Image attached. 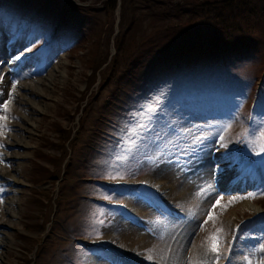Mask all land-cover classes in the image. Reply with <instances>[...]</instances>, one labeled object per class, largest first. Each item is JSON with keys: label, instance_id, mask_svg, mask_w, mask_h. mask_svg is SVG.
Masks as SVG:
<instances>
[{"label": "rangeland", "instance_id": "rangeland-1", "mask_svg": "<svg viewBox=\"0 0 264 264\" xmlns=\"http://www.w3.org/2000/svg\"><path fill=\"white\" fill-rule=\"evenodd\" d=\"M61 1L81 7L79 26L50 29L54 13L42 0L17 12L0 4V145L23 112L36 123L29 134L18 131L29 143L19 149L25 157L6 158L0 148L1 166L14 171L21 163L24 178L6 263L89 264L98 255L114 264H187L194 256L203 264H264V28L254 15L264 0ZM154 1L161 4L147 10ZM187 2L203 15L171 28L170 11ZM219 15L242 29L221 30ZM176 35L192 37L191 45L175 41L197 55L256 48L249 61L220 57L146 84ZM52 72L47 90L28 92L40 106L26 103L22 86ZM110 115L117 123H107ZM170 172L190 184L181 202L168 196L178 182ZM150 176L171 178L168 190L159 192ZM11 186L0 175V212ZM130 200L153 215L132 213ZM204 201L210 206L193 218ZM247 201L257 209L244 208ZM119 221L149 231L141 262L96 242ZM173 227L187 240L174 242Z\"/></svg>", "mask_w": 264, "mask_h": 264}, {"label": "bare ground", "instance_id": "bare-ground-1", "mask_svg": "<svg viewBox=\"0 0 264 264\" xmlns=\"http://www.w3.org/2000/svg\"><path fill=\"white\" fill-rule=\"evenodd\" d=\"M53 77V72L48 75L47 79H37V81L33 82H28L27 84H24L22 86V89L25 90V93L23 94V99L26 101V103H32L34 107L40 106L39 102L36 103L35 100L29 98L28 94L30 92L38 94L40 91L43 93V91L47 90L48 85L50 84V81ZM29 90V91H28ZM38 91V92H36ZM6 88L3 90V93L0 94V98H3L5 95ZM29 92V93H28ZM12 103V101L10 102ZM9 103V104H10ZM35 103V105H34ZM30 115L27 113H22V121L20 120L18 124H16L17 131L11 133L10 135L8 134H2L1 135V140L6 144V148L3 149V147L0 145V148L3 149V153L6 158L12 157L14 159H19L21 157H25V154H22L19 149L22 147H27L29 143L26 142V138L24 133H18L19 130H24L25 133H31L33 131V128L35 127V122L30 121ZM29 123V125H28ZM0 159V163L4 164ZM0 164V175L4 178H7L12 182V189L9 192V196L7 197L6 205L3 208L4 210L0 212V264H7L6 263V249H9L14 240V235L11 230L13 226L16 223V218L19 215L18 207L20 206L21 198L19 197L20 192L22 191L23 187H21L24 184V178L23 176L19 175L20 174V169L22 168V164L20 163L17 168L14 171L7 170L6 167L1 166ZM157 175V174H156ZM166 175L172 176L174 178H177L178 182L176 183L175 186H172L171 192L169 193L168 196L173 195V202L174 201H179L181 202L184 200L185 196L187 193L190 191V184L188 185V182L184 179L181 181L179 180V175H177L174 172L167 173ZM155 176V175H154ZM167 176V178H168ZM164 179V181H155L150 177L146 178L147 181H149L153 186L159 187L158 191L159 192H165L168 190V184L169 181H171V178H168V180ZM217 180L221 183L224 184V176H217ZM131 183H134L130 181ZM177 190H180L179 192ZM173 193V194H172ZM175 195V196H174ZM127 206L133 211L132 213L138 214L139 216H145V217H151L153 215V209L150 210L149 207L147 206H142L140 203H136L134 201H127L126 202ZM250 201H247L246 203L243 204L244 208L249 207L250 209L256 208ZM210 206L209 202L204 201L201 205H198V207L195 209L196 212H194V217L200 218L201 215L204 213V210ZM257 209V208H256ZM256 210V212H258ZM261 215V214H260ZM118 230H116V229ZM180 229H176V227H173V229L170 230L169 234L171 235V238L173 239L174 242H179V241H184L187 240L189 233L186 231H183L186 233V239L185 236L183 237V234H181ZM115 230L117 232H115ZM119 239V243L117 245H113L115 239ZM151 235L149 231H145L142 229V227H138L133 224H129L127 222L119 221V226H115L110 228L108 232L103 236V238L96 240V242H104L107 245H110L113 249H115V252L117 255L120 253L123 255L118 256L119 258L124 259H137L138 261L141 262V257L140 255L142 254V250L145 249L149 251L148 244L151 242L150 240ZM182 243V242H181ZM184 243V242H183ZM5 248V250H3ZM118 248V249H116ZM98 255H94L90 257V261L88 262L89 264H114L111 260L103 259L100 260ZM175 258V257H174ZM203 259L201 256H198L197 258L194 256V261L189 262L187 264H203ZM165 259L161 258L160 263H164ZM170 262H174V259H170ZM253 263L256 264V261ZM10 264H15V263H10ZM176 264H181L180 261H176Z\"/></svg>", "mask_w": 264, "mask_h": 264}, {"label": "trees", "instance_id": "trees-1", "mask_svg": "<svg viewBox=\"0 0 264 264\" xmlns=\"http://www.w3.org/2000/svg\"><path fill=\"white\" fill-rule=\"evenodd\" d=\"M24 1L25 0H0V4H4V5L8 6V8L12 12L20 11L25 4L28 5L30 7V9L36 7V4H37L36 1L37 0H28L25 3H24ZM42 1H43V3L48 2V6L51 7V11L54 13L55 19L49 23L50 25H53V24L54 25L51 26L50 29L55 28L56 30L57 29L60 30L61 27L69 24L70 22L76 23V27H77V26H79V23H77L78 15L79 16L81 14L85 15V13L81 11L80 6H77V7L73 6V5L69 4L68 2H63L61 0H42ZM116 3H117V1H114V6L116 5ZM187 3L189 5H187L185 7H182V5H180L178 7H175L174 11H170V13L172 14L170 16V18L173 19L172 20L173 22L176 21V24L172 25L171 28L175 27L178 23L185 24L187 20H191L192 17H195L196 15H198V16L203 15L202 10L196 11V13H194V7H192L194 5L192 4V2H187ZM160 4L161 3H159L158 1H154V3L149 4L148 7H146V9L153 11L155 6L160 5ZM205 4H207V3H205ZM58 7H60L61 9L59 10ZM71 14H73V15H71ZM255 14L259 17L258 18L259 22H257L258 26L264 28V25L262 23L264 21V8H263V10L260 9L258 12H255L254 15ZM82 17H84V16H82ZM85 17H86V15H85ZM218 17L224 21L221 24V30L228 31L227 29H236V32H237V31H240L242 29V26L240 23H238V25L235 26L233 24H230L231 21L229 20V18H226V16L219 15ZM57 19H59V23H57ZM73 19H76V21H74ZM168 29H170V28L168 27ZM79 30H81V28ZM199 33H201V32H199ZM191 35H193V34H191ZM176 36L177 37L173 38L174 40L170 39V43L174 46L169 47L168 43L166 42L165 45L163 46V48L161 49L162 53H161L159 59L155 60V62H160L162 64V67L159 68L157 66L158 68L156 69L155 68L156 65H155V66H153L152 70L147 71L146 74L148 75L149 78L145 75L146 84L148 82H149V84H151V83L153 84L161 76H164L171 71H177V69H188L190 66H193V65L195 67H198L201 65H203L205 67L212 66L213 64H216L217 60L220 57H224L225 60L227 57H229L230 59L236 60V61H249L250 58L253 56L252 52H253L254 48H256V47H254V48L251 47V49H249L250 47L249 48L241 47L242 49H241V52L239 53V55H235L233 53L234 48H231V47L229 48L228 45H224L222 47L218 46L219 48H216L218 50H215L212 47L211 49L213 52H211V53L206 54V52H203L202 54L197 55V54H193L192 51L190 52V50H188L187 47H183L185 44L179 45L178 42L176 43L177 40L175 41V39H177V38H184L182 41H186V39H190V41L188 43H189V45H191L192 44V42H191L192 37H186L185 35H176ZM194 36H196V35L194 34ZM201 44H203V43H201ZM224 49H226V50H224ZM219 50H221V51L224 50L223 55L220 54L219 57H214V52H216V51L219 52ZM255 57L256 56H254L253 58H255ZM239 59H241V60H239ZM232 60H231V62H232ZM232 63H235V61H233ZM133 71H134V67H133ZM141 83H142V80L140 78H137L136 76L134 77V79H132L133 85L134 84L140 85ZM115 105L113 107L111 106L112 113H113V108L117 109V107H115ZM108 118L109 119L107 120V123H110V124L117 123V120L113 117V115H110ZM106 132L108 134H111L108 130Z\"/></svg>", "mask_w": 264, "mask_h": 264}]
</instances>
